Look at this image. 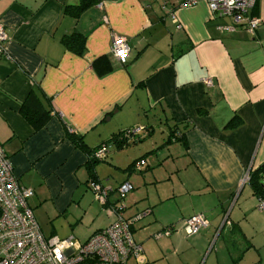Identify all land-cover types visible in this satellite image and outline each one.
Wrapping results in <instances>:
<instances>
[{
	"label": "crops",
	"instance_id": "1",
	"mask_svg": "<svg viewBox=\"0 0 264 264\" xmlns=\"http://www.w3.org/2000/svg\"><path fill=\"white\" fill-rule=\"evenodd\" d=\"M180 2L100 0L74 19L62 10L78 0H0L7 35L0 145L18 182L33 190L28 204L46 237L84 242L121 204L133 218L143 264H176L188 250L201 255L214 235L216 242L232 238L230 264H264V208L243 181L264 163V0L250 10L261 21L253 33L203 0ZM72 32L84 37L81 54L61 43ZM114 34L128 42L124 64L110 52ZM32 88L52 109L36 131L19 113ZM131 127L140 128L136 143L147 147L133 152L107 142ZM160 128L165 137L155 141ZM173 130L180 138L167 141ZM67 133L91 149L107 143L106 182L98 163L107 158L93 166L94 178L110 189L104 202L90 187L87 154ZM138 160L145 165L135 171ZM123 182L133 189L119 200ZM194 214L209 224L188 236L183 223ZM168 226L169 235L156 237Z\"/></svg>",
	"mask_w": 264,
	"mask_h": 264
},
{
	"label": "built area",
	"instance_id": "2",
	"mask_svg": "<svg viewBox=\"0 0 264 264\" xmlns=\"http://www.w3.org/2000/svg\"><path fill=\"white\" fill-rule=\"evenodd\" d=\"M199 1L181 0L180 4L191 6ZM203 1L211 12L230 16L235 24L244 26L250 33L260 25V19L250 14L255 0ZM170 16L175 20L172 13ZM6 41L7 35L0 24L1 56H7L4 46ZM110 52L120 64H124L129 53L126 38L112 35ZM205 82L210 83V80L206 79ZM139 130L135 128L133 132ZM108 151V146L103 143L93 151L92 158L105 160ZM144 165V160H138L132 164V169L140 171ZM247 179L248 174L243 181ZM90 187L95 197L104 202L110 189L102 188L94 182H90ZM132 189V184L123 182L115 191L119 200H122ZM32 195L31 188L18 182L12 163L0 145V264H127L129 259H134L137 264L144 263L142 247L131 233L133 218L123 215L121 204L112 209L115 219L106 228L95 231L87 240L79 242L72 236H44L28 204ZM259 208H264V202H260ZM208 224L203 214H194L184 220L183 230L192 236ZM173 230L174 227L168 226L157 233L156 237L169 235Z\"/></svg>",
	"mask_w": 264,
	"mask_h": 264
},
{
	"label": "trees",
	"instance_id": "3",
	"mask_svg": "<svg viewBox=\"0 0 264 264\" xmlns=\"http://www.w3.org/2000/svg\"><path fill=\"white\" fill-rule=\"evenodd\" d=\"M98 2H100V0H78L77 4L64 5L62 14L64 16H69L76 19L85 9L97 4ZM61 43L66 49L76 54H81L85 46L84 37L78 32H72L69 35L63 36L61 38ZM51 111L52 109L49 101L46 103L43 102V100L41 99V92L38 88H32L19 107L20 115L30 124L34 131L39 130L44 126V124L50 118ZM68 136L74 142V144L85 151L88 156V170L90 175L89 181L98 183L93 175V166L98 161L92 158V153L96 148H88L82 137L80 136L71 133H69ZM172 137L176 140L180 138L174 130L169 133L167 141H171ZM140 139L141 137L139 136L138 132L136 133L131 129H125L124 131H121L112 136V138L107 142L110 141L111 144H114L116 148L121 149L125 146L130 145L131 143L140 141ZM105 144L107 145V143ZM248 184L252 190L253 195L261 202H264V163L249 171Z\"/></svg>",
	"mask_w": 264,
	"mask_h": 264
},
{
	"label": "rangeland",
	"instance_id": "4",
	"mask_svg": "<svg viewBox=\"0 0 264 264\" xmlns=\"http://www.w3.org/2000/svg\"><path fill=\"white\" fill-rule=\"evenodd\" d=\"M136 127H131L128 129H135ZM163 130L162 128H160L159 130L156 131L153 140L158 141V138H160L159 135H162L163 139L165 137L166 131L163 130V133L160 131ZM139 136L142 137V135L144 134L142 131H139ZM150 143L146 142L145 144H143L142 146L139 145V143L136 144H130L129 148H131L130 150L135 152L137 149L138 150H142L143 147H147ZM145 149V148H144ZM109 150V148H108ZM110 151H112L110 149ZM130 152V151H129ZM109 156V152L107 155V163H98L99 166L103 167V175L102 178L105 181V179L107 178L106 174L109 173L108 170H106L104 168V166H110L108 165V163L110 162V158ZM146 167V166H145ZM115 170V169H114ZM116 172H123L120 170H116ZM106 173V174H105ZM109 179V176H108ZM106 182V181H105ZM133 186V185H132ZM151 191L155 190V187L151 186L150 187ZM216 235H214L209 243V246L207 247L206 251L200 255L199 252H196L194 250H188L187 252H184L182 255H180V253L177 255L176 259L177 262L176 264H230V255L229 251H230V243H229V239H232L231 237L229 238V236L224 235L223 240L220 238L217 242L215 241ZM237 238V237H235ZM216 242V243H215ZM224 243V244H223Z\"/></svg>",
	"mask_w": 264,
	"mask_h": 264
}]
</instances>
